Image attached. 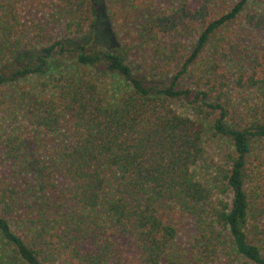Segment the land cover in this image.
Returning <instances> with one entry per match:
<instances>
[{"label":"trees","instance_id":"16d2710c","mask_svg":"<svg viewBox=\"0 0 264 264\" xmlns=\"http://www.w3.org/2000/svg\"><path fill=\"white\" fill-rule=\"evenodd\" d=\"M26 1L0 0V264H264V0H104L112 48L98 0Z\"/></svg>","mask_w":264,"mask_h":264},{"label":"rangeland","instance_id":"374dc122","mask_svg":"<svg viewBox=\"0 0 264 264\" xmlns=\"http://www.w3.org/2000/svg\"><path fill=\"white\" fill-rule=\"evenodd\" d=\"M159 3L169 4L172 0H157ZM56 5V0H27L25 7V16L28 19L34 20H49V14L54 9ZM106 5L104 0H98V22H97V31L94 34L93 39L90 42L88 38L86 40L90 46L94 48H112L117 45V41L112 32V25L106 16ZM139 15H135L131 19V24H137L139 22ZM142 57V56H141ZM27 59H29L27 61ZM20 58V61H14L8 69L13 70L15 66L31 63V58ZM183 230L181 233V242L185 243L190 238V235L193 231V222L190 218H185L183 220Z\"/></svg>","mask_w":264,"mask_h":264}]
</instances>
